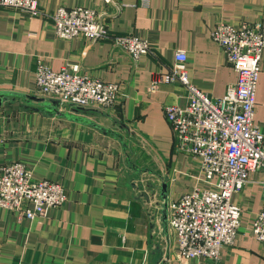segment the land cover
<instances>
[{
    "label": "crops",
    "instance_id": "crops-1",
    "mask_svg": "<svg viewBox=\"0 0 264 264\" xmlns=\"http://www.w3.org/2000/svg\"><path fill=\"white\" fill-rule=\"evenodd\" d=\"M37 5L47 13L60 7L92 9L112 35L147 40L152 49L135 64L108 41L59 39L49 20L0 8V92L21 94L31 103L9 98L0 107V168L22 163L34 180L61 184L67 197L33 221L0 208V264H213L182 259L162 220L163 178L167 202L196 186L210 187L201 182L199 162L174 151L164 116L165 106L186 105L185 88L154 81L170 72L175 52L182 51L190 84L222 98L237 76L210 32L219 22L264 24V0H37ZM37 60L54 72L77 66L80 75L116 84L119 101L107 111L77 113L57 105L58 114L75 120L50 113L31 100L42 98ZM254 123L264 134V51ZM139 172L159 179L149 185L153 198L143 191ZM263 181V173L252 172L233 194L240 228L234 244L220 250L217 264H264V246L251 231Z\"/></svg>",
    "mask_w": 264,
    "mask_h": 264
},
{
    "label": "built area",
    "instance_id": "built-area-1",
    "mask_svg": "<svg viewBox=\"0 0 264 264\" xmlns=\"http://www.w3.org/2000/svg\"><path fill=\"white\" fill-rule=\"evenodd\" d=\"M0 8L17 10L26 18L49 20L59 39L108 41L135 64L152 49L147 40L112 35L96 11L89 8L60 7L47 13L39 9L37 0H0ZM210 37L237 76L235 84L227 88L222 98L213 99L190 84L182 51L175 52L172 69L159 74L154 84L178 82L185 88L186 105L165 106L164 116L173 134L174 151L199 162L201 182L210 187L196 186L178 200L168 201V227L182 259L203 258L217 264L220 250L234 244L240 228V209L232 203L233 194L248 183L250 173L264 174V134L254 123L264 24L242 23L234 27L219 22ZM78 71L77 66H72L54 72L37 60L38 93L44 99L58 102L59 110L67 112L86 108L107 111L116 105L120 98L118 85L80 75ZM261 196V209L251 231L255 240L264 246V181ZM66 201L61 184L34 180L22 163L0 168V208L33 221Z\"/></svg>",
    "mask_w": 264,
    "mask_h": 264
},
{
    "label": "water",
    "instance_id": "water-1",
    "mask_svg": "<svg viewBox=\"0 0 264 264\" xmlns=\"http://www.w3.org/2000/svg\"><path fill=\"white\" fill-rule=\"evenodd\" d=\"M9 98H24L25 100L28 99L26 98L25 96L21 95V94H17V93H14V92H8V91H2L0 92V107H2L3 104H5L6 102L9 101ZM31 100H34L36 101L39 105H41L44 109H46V111H55V113L57 115H60V116H64V117H67L69 119H72V120H75V119H78V117L76 116H72V117H69L67 115H61V114H58L57 112V105H58V102L56 101H47L45 100L44 98H40V99H36V98H31ZM74 113H77L78 110H73ZM97 127V126H96ZM167 180L165 178H163L161 180V188H160V197L162 199V202H163V223H164V226L167 225ZM158 264H164V261H159Z\"/></svg>",
    "mask_w": 264,
    "mask_h": 264
},
{
    "label": "rangeland",
    "instance_id": "rangeland-1",
    "mask_svg": "<svg viewBox=\"0 0 264 264\" xmlns=\"http://www.w3.org/2000/svg\"><path fill=\"white\" fill-rule=\"evenodd\" d=\"M141 170L142 169H144V168H142V167H140V166H138ZM142 171H144V170H142ZM141 171V172H142ZM141 172H139L140 174V178H139V180H142V182H141V184H143L144 186H143V191L145 192V193H148V195H151L152 196V198L154 197V193L153 192H151L150 191V189H149V187L152 185V184H157L158 182H159V179L157 178V177H153V176H151V174L149 173V172H143V173H141ZM150 185V186H149ZM148 189H149V191H148Z\"/></svg>",
    "mask_w": 264,
    "mask_h": 264
},
{
    "label": "trees",
    "instance_id": "trees-1",
    "mask_svg": "<svg viewBox=\"0 0 264 264\" xmlns=\"http://www.w3.org/2000/svg\"><path fill=\"white\" fill-rule=\"evenodd\" d=\"M25 101H26V103L31 104V103L28 102L29 99H28V100H25ZM28 104H26L24 108H26V109L28 108V109H30V110L33 109V107H30ZM48 112H50V111H48ZM50 113H51V112H50Z\"/></svg>",
    "mask_w": 264,
    "mask_h": 264
}]
</instances>
